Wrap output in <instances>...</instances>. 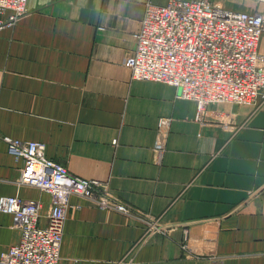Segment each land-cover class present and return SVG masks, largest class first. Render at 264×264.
Segmentation results:
<instances>
[{
  "label": "crops",
  "instance_id": "crops-1",
  "mask_svg": "<svg viewBox=\"0 0 264 264\" xmlns=\"http://www.w3.org/2000/svg\"><path fill=\"white\" fill-rule=\"evenodd\" d=\"M168 1L28 0L0 29V197L42 201L47 223L51 195L18 183L24 160L8 147L39 140L167 230L147 235L137 215L74 196L59 264H264V103H214L199 118L179 88L135 79L126 63L147 3ZM213 1L264 12V0ZM20 233L0 210V254Z\"/></svg>",
  "mask_w": 264,
  "mask_h": 264
},
{
  "label": "built area",
  "instance_id": "built-area-1",
  "mask_svg": "<svg viewBox=\"0 0 264 264\" xmlns=\"http://www.w3.org/2000/svg\"><path fill=\"white\" fill-rule=\"evenodd\" d=\"M28 0H0V29L27 12ZM264 12L222 7L213 0L148 2L137 32V47L126 63L135 79L174 85L180 95L197 104L198 117L210 104L235 103L259 107L264 103ZM164 122V121H163ZM169 120L163 125L166 129ZM158 148L164 141L159 139ZM9 150L24 160L19 184L48 192L52 206L41 222L43 203L19 195L0 197V210L14 215L19 240L0 254V264H59L72 197L86 198L103 209L137 215L146 234H166L160 219L138 212L121 200L106 182L71 173L48 157L46 143L12 139ZM189 229L183 249L191 254Z\"/></svg>",
  "mask_w": 264,
  "mask_h": 264
}]
</instances>
